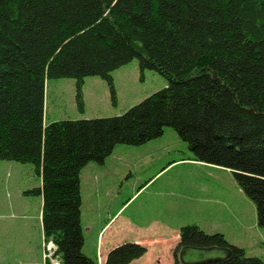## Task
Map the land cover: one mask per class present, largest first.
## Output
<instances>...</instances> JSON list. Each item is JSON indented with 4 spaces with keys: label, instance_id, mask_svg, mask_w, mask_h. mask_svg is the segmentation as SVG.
<instances>
[{
    "label": "trees",
    "instance_id": "1",
    "mask_svg": "<svg viewBox=\"0 0 264 264\" xmlns=\"http://www.w3.org/2000/svg\"><path fill=\"white\" fill-rule=\"evenodd\" d=\"M136 58L167 85L123 113L44 122L45 81L72 77L82 104L86 76L98 75L115 102L111 72ZM173 128L187 159L223 167L264 226V0H0V159L29 163L40 178L41 227L56 261L131 264L147 250L124 240L99 263L84 251L80 173L118 145L141 146ZM230 247L225 260L264 264L197 223L182 246Z\"/></svg>",
    "mask_w": 264,
    "mask_h": 264
},
{
    "label": "rangeland",
    "instance_id": "2",
    "mask_svg": "<svg viewBox=\"0 0 264 264\" xmlns=\"http://www.w3.org/2000/svg\"><path fill=\"white\" fill-rule=\"evenodd\" d=\"M111 75L115 102L107 82L92 75L84 77L81 106L75 78L46 80L44 122L119 115L167 85L158 72L141 71L136 58ZM188 155L186 143L166 127L156 139L141 146L118 145L103 164L84 166L80 173L84 251L97 245L99 253L102 236L107 239L110 233L114 234L110 242L116 244L144 235L146 224L162 222L171 232L195 221L208 233H223L246 256L264 260V226L257 222L254 202L229 170L187 159ZM39 186L31 164L0 159V264L57 260L52 242L42 234L41 194L30 192ZM204 203L207 215L200 210ZM174 248L149 245L131 264H172Z\"/></svg>",
    "mask_w": 264,
    "mask_h": 264
},
{
    "label": "crops",
    "instance_id": "3",
    "mask_svg": "<svg viewBox=\"0 0 264 264\" xmlns=\"http://www.w3.org/2000/svg\"><path fill=\"white\" fill-rule=\"evenodd\" d=\"M213 166H215V165H213ZM207 204H203L201 207H200V210L202 211V214H204V215H207V213H208V209H207V206H206ZM214 211L215 210H213L212 208H211V212L212 213H214ZM172 217V216H171ZM102 220H104V219H102ZM102 223V222H101ZM164 223H168V221L166 220ZM188 223H197V222H195V221H191V222H188ZM188 223H186V224H188ZM108 223H106L104 226H103V228H106V225H107ZM198 224V223H197ZM171 225H172V223H171ZM185 225V224H184ZM199 225V224H198ZM144 226H146L145 227V230H143L144 231V235H143V232H142V234H140V235H138L139 237L138 238H136L135 240H132V241H135V242H137V243H140V244H142V245H145L146 246V248H147V246H149V245H166V247L167 246H170L171 245V247H172V245L173 246H176V244L178 243V241H179V230L177 231L176 229H174L173 231H171L170 232V230H168L169 228L166 226V225H163V223L161 222V223H156V224H151V225H148V224H146V225H144ZM183 226V225H182ZM200 226V225H199ZM108 227H110V225L108 226ZM107 227V228H108ZM181 227V226H180ZM180 227H179V229H180ZM201 227V226H200ZM106 228V229H107ZM203 229V228H202ZM176 232V233H175ZM113 237H114V234L113 233H110L109 235H108V237H107V239L105 238V239H102L103 238V236H102V238H101V240H100V242H101V247H100V252L99 253H97V245H95V246H92V248L90 249V252L92 253V254H94V255H96L97 256V258H98V262L99 263H101V262H103V260H104V258H105V255H106V253H107V251L111 248V247H113L114 245H116V244H118V243H116L115 244V242H110L112 239H113ZM85 243H86V241H85ZM171 243V244H170ZM170 244V245H169ZM90 252L88 253V254H90ZM103 253V254H102ZM91 255V254H90ZM172 264H173V261H172Z\"/></svg>",
    "mask_w": 264,
    "mask_h": 264
},
{
    "label": "water",
    "instance_id": "4",
    "mask_svg": "<svg viewBox=\"0 0 264 264\" xmlns=\"http://www.w3.org/2000/svg\"><path fill=\"white\" fill-rule=\"evenodd\" d=\"M232 254L230 247L219 246H182L179 250V261L182 264H201L214 260L228 259Z\"/></svg>",
    "mask_w": 264,
    "mask_h": 264
}]
</instances>
